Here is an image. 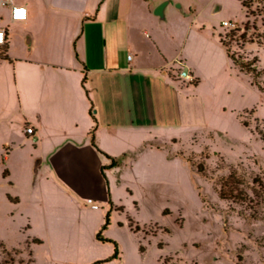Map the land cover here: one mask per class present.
Masks as SVG:
<instances>
[{
    "label": "rangeland",
    "instance_id": "rangeland-1",
    "mask_svg": "<svg viewBox=\"0 0 264 264\" xmlns=\"http://www.w3.org/2000/svg\"><path fill=\"white\" fill-rule=\"evenodd\" d=\"M165 1L164 19L146 13L147 4L155 11ZM245 3L247 9L237 0H118L120 15L130 17L142 53L150 52L149 34L168 58L183 62L167 68L173 77L188 70L186 59L201 79L197 93L181 95L191 106L185 115L187 128L170 132L162 145L140 148L135 164L119 161L118 170L110 174L123 212L109 220L107 230L111 226L110 235L118 237L122 264H264V94L233 66L218 42L221 37L232 54L256 58L261 72L257 82L263 85L264 0ZM224 21L232 26L223 27ZM123 37L120 21L119 60L125 55ZM8 71L0 66V264L5 259L7 264L31 261L30 240L24 239L27 213L33 216L36 234L51 239L55 258L47 260L45 248L35 264H88V258L72 256L88 251L85 246L80 250L88 233L78 236L77 229L86 228L78 218L89 220L105 207L92 210L85 200L70 203L47 186L44 163L37 161L44 154L26 139ZM5 150L9 155L2 163ZM131 167L144 178H132ZM5 169L9 176L3 177ZM234 171L245 195L243 204L219 196ZM36 191L43 199L39 205L34 202ZM40 212L53 214L46 221L49 231ZM128 218L133 232L138 226L137 235L130 234ZM106 249L113 250V245L103 244Z\"/></svg>",
    "mask_w": 264,
    "mask_h": 264
},
{
    "label": "crops",
    "instance_id": "crops-1",
    "mask_svg": "<svg viewBox=\"0 0 264 264\" xmlns=\"http://www.w3.org/2000/svg\"><path fill=\"white\" fill-rule=\"evenodd\" d=\"M12 1L26 7L28 15L24 21H12L10 7L0 2V28L6 32V44L0 46V66L10 71L23 128L33 130L26 139L44 154L37 161L44 163L47 186L60 191L70 203L92 199L105 207L89 220L78 218L86 228L76 233H88L87 243H81L80 250L85 246L88 251L83 254L82 249L72 256L88 258V264H95L113 255L112 249L102 250L105 243L96 239L110 204V221L123 212L118 209L110 174L118 170L119 161L135 164L140 148L162 145L170 132L187 128L185 115L191 106L181 101V95L199 91L200 74L183 59L194 81L173 77L167 68L183 62L168 58L149 34L145 36L150 52L142 53L132 21L129 16H121L118 0ZM145 11L155 16L148 4ZM120 21L125 46L122 60L118 59ZM8 155L5 150L2 163ZM107 156L119 165L107 168L103 175L100 170L109 165ZM130 176L144 178L133 167ZM34 202H43L40 192H35ZM26 216L30 220L24 238L30 240L28 264H35L38 252L45 248L47 260L55 262L51 239L36 234L33 216ZM39 217L49 231L46 221L53 214L40 212ZM128 219L130 234L137 235L140 230L133 232V220ZM110 230L111 226L103 237L118 244V237L111 236ZM123 259L119 250L117 259L101 264H122Z\"/></svg>",
    "mask_w": 264,
    "mask_h": 264
},
{
    "label": "trees",
    "instance_id": "trees-1",
    "mask_svg": "<svg viewBox=\"0 0 264 264\" xmlns=\"http://www.w3.org/2000/svg\"><path fill=\"white\" fill-rule=\"evenodd\" d=\"M237 1L242 5L243 9L248 8L247 4L245 3V0H237ZM218 41H219V44L224 48L226 56L230 59L233 66H235L240 73L244 74L245 76H248L251 80L252 86L257 87L258 90L264 94V83L263 85H261L260 83L257 82L258 78L261 76V72L258 71L255 66L257 59L254 58L252 60H248L242 55H234L230 52L228 44L226 43L224 39L219 37ZM90 136H91L92 143H94L93 133H91ZM107 158L109 159V165L101 167V170H100L103 175H104V171L107 168L115 167L118 164V161L116 159L109 157V156H107ZM200 170H202V167H199L198 173H201ZM235 175H236L235 171L231 172V174L229 175V178L222 183L220 187L219 196L222 200L232 201L238 204L239 203L243 204L242 202L245 201V195L242 194V190L238 189L239 183L236 181ZM6 176H8L7 169L3 171V177H6ZM12 202L17 203L18 199H13ZM111 207L112 205L110 204V210L105 214L104 224L99 230V232L97 233L96 238L98 241L102 243L112 244L113 245V255L109 257L108 259H105L103 261H98L95 264H101V263L118 258V254H119L118 244L115 241L105 239L102 237L103 232L107 229L110 223L109 218H110ZM119 211H122V209H119ZM129 223H131V221H129ZM135 230L138 231V227H136ZM33 242L36 244H40L39 240H33ZM140 251L141 252L143 251L142 247H140ZM2 252L4 255H8L5 249H3ZM4 264H7L6 259L4 260Z\"/></svg>",
    "mask_w": 264,
    "mask_h": 264
},
{
    "label": "built area",
    "instance_id": "built-area-1",
    "mask_svg": "<svg viewBox=\"0 0 264 264\" xmlns=\"http://www.w3.org/2000/svg\"><path fill=\"white\" fill-rule=\"evenodd\" d=\"M3 5H7L10 7V18L12 21H24L27 18L28 12L26 7L21 5L13 4L12 0H0ZM223 27L230 28L232 23L224 21L222 23ZM6 44V32L4 29L0 28V46H4ZM131 57L128 56V59ZM181 78L188 80L189 82H193L194 78L189 71H181L179 74ZM26 134L32 135L33 130L29 127L25 129ZM87 205H89L92 209H97V205L93 202L92 199H86Z\"/></svg>",
    "mask_w": 264,
    "mask_h": 264
},
{
    "label": "water",
    "instance_id": "water-1",
    "mask_svg": "<svg viewBox=\"0 0 264 264\" xmlns=\"http://www.w3.org/2000/svg\"><path fill=\"white\" fill-rule=\"evenodd\" d=\"M168 4V1L163 2L155 11H154V15L157 16L160 19L164 18V9L166 7V5ZM178 7L180 8V6L178 5Z\"/></svg>",
    "mask_w": 264,
    "mask_h": 264
}]
</instances>
